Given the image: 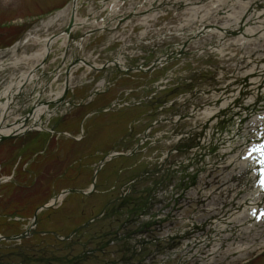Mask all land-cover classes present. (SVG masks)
Segmentation results:
<instances>
[{"label": "rangeland", "instance_id": "obj_1", "mask_svg": "<svg viewBox=\"0 0 264 264\" xmlns=\"http://www.w3.org/2000/svg\"><path fill=\"white\" fill-rule=\"evenodd\" d=\"M113 1L115 0H0V59L11 58L13 49H20L21 52L18 53V56L30 55L43 46V40L48 41L51 37H56L55 41H51L52 46L43 68L35 72L36 77L33 84L26 87L25 91L29 93L35 87L33 92L38 95L40 90L48 86L51 90L46 89L44 94H48L49 91L57 96L59 94L60 99H63V106L61 108L58 106L56 109L52 107L53 105L50 106L51 113L43 118V124L45 128H51L52 131L54 129L57 133L71 132V139L75 138L81 146L85 145L86 149H82L79 144L74 146L72 141H68L69 143L66 144L68 148L65 150L62 142H65L66 138L62 134L60 136L59 133L55 134L52 138L51 150L49 146L48 148L50 152L56 151L58 156L55 154L56 156L52 159H50L51 155L48 156V159L40 157L38 161H35L36 165L34 166L40 165V168H48L52 180L56 174L61 172V169L65 170L67 165L73 164L74 160L78 158L75 155H72V157H76L74 160L72 157L67 158L70 148L73 147L74 150L78 149L80 152L82 150L83 155H90V151H95L96 148L104 151L111 145L110 148L115 150L121 147L123 150L135 147L140 154L123 165H117V169L121 168L122 171L117 173L118 177H115L118 182L116 189L119 184L127 183L138 171L147 165L158 162L159 156L161 157L165 152L174 149L179 143L177 137L181 134V137L187 135L192 131L193 125L194 127L201 125L200 121L192 119V113L194 110L199 113L204 111L208 99L207 93L211 94L212 91L218 92L222 88H227L233 75L242 76L244 74L242 70H246L247 67L245 59L258 55L257 46L254 43L244 49L231 45L222 52L212 51L210 47L217 45V36L206 35L196 38L195 32L201 27L199 21H191L188 26H182L181 29L182 22L189 16L188 6L184 1L189 0H160L162 3L160 17L157 18L156 15L147 24L141 23V19L137 17V19L129 20L118 30L112 26L116 18L119 16L129 17L132 13H136L135 10L145 11L150 3L149 0H123L114 8ZM192 1L194 3L198 0ZM65 4L67 5L63 10L56 11ZM217 11L215 10L208 20L212 24L219 25L215 22L219 17ZM62 12L64 14L58 16ZM74 14L75 23H80L83 20H88V23L75 27L74 34L70 36L68 42L69 38L64 35H67L65 32ZM49 19H54V21L47 25ZM108 20L115 21L106 26L107 31L98 33L84 42L80 40L89 30L98 28L97 23H110ZM57 38L59 39L57 40ZM78 43L83 44L82 49L77 47ZM166 53H173L175 57L172 54L173 56L170 55L166 59L163 57ZM119 56H122L125 67L128 70H133L121 72V67L118 70L116 66H111L97 73L93 69L82 67L74 73L73 78L70 76V84L69 82L66 84V76L69 77V74H60L58 80L53 79L51 86V72L56 66L63 67L64 71L68 69L69 63L83 60L88 66L100 67L116 60ZM158 60L167 63H159L156 65V70L144 72V69ZM36 63L35 60H32L26 67L22 66L17 70L8 69L1 73L0 93L13 74L36 66ZM231 86L234 88L239 84L236 82ZM96 92L98 94L94 97ZM84 98L85 100H83ZM194 100L196 101L195 105ZM238 100L240 102L235 105V112L240 110L243 104L241 101L245 99L239 98ZM112 104H117V106L112 111L104 112L103 109H110ZM14 112L16 110H13L12 113ZM91 112H93V116H87ZM159 119L164 122L154 125L150 129L152 122ZM12 120L13 118L8 123H12ZM228 123L225 126L229 129V126L233 125L232 120L229 119ZM79 134L84 137L82 142L80 139L83 138ZM124 137L125 139L121 140ZM32 138L45 139L41 135H33ZM19 145L20 140H11L0 144V168L4 165L15 168V164H18L22 157L21 165L32 159L29 158V155L7 153L9 149L19 147ZM142 153L144 154L142 155ZM155 153L159 155L156 156ZM86 157L84 162L93 163L94 166L91 165L87 170L91 173L99 156L96 155L93 159ZM142 158L145 159L141 160ZM173 159L174 157L171 158V160ZM55 163H60V168H53L54 171H52L51 167ZM134 163H137V166L132 169L131 165ZM10 166L8 167L10 168ZM106 173L110 174L111 170H107ZM20 174L21 172L18 171V177H21ZM80 177L83 181L85 180L84 174H81ZM86 177L84 189L89 188L91 184L90 178L87 175ZM113 177L110 175L108 181L112 182ZM39 179L42 180V178ZM97 185L98 191H105L111 186L110 183L104 185L100 182ZM98 194L99 192L88 198H79L77 203L75 199L71 198L67 203L64 200L66 204L62 201L56 205L51 214H55V212L62 214V211L65 210L67 215L65 218H68L66 222L62 223L63 234H67L71 228L67 231L65 229L71 226L74 228L75 225H79L86 218L91 217L110 196L107 191L105 194ZM63 203L65 207L63 205L59 210H55ZM75 203L77 210H74ZM57 221L54 219L53 224ZM96 227L97 225L90 226L93 229ZM51 228L59 230L55 225H51ZM51 243H54V240L51 239ZM11 251L15 253L16 249L0 250V256L10 254ZM79 252H81L80 249L75 253L80 254ZM68 254L65 252L64 256L67 257ZM10 256L8 255L9 258H13L10 260H14L15 257ZM256 262L260 263L250 264H264V256Z\"/></svg>", "mask_w": 264, "mask_h": 264}, {"label": "bare ground", "instance_id": "obj_2", "mask_svg": "<svg viewBox=\"0 0 264 264\" xmlns=\"http://www.w3.org/2000/svg\"><path fill=\"white\" fill-rule=\"evenodd\" d=\"M121 1L122 0H115L113 6L119 4ZM190 1L192 0L184 1V3L188 6L189 16L182 22L181 29L182 26H188L191 21H199L201 27L197 30V32H195L196 38L200 36L204 37L206 35L209 37L214 35L217 36V45H211L210 47L212 51L222 52L225 48H228L231 45L239 46L242 49L248 45H253L252 43L257 46L256 49L258 51V55H256V57H247L245 59V64H247L248 68L246 67V70H242L244 72V76L233 75L228 87L222 88L219 90L220 92L212 91L208 97V103L203 109L204 111L201 114H198L197 112L195 113L196 118L203 119V125H206L207 129V131L204 130L206 131V133L204 132L206 135L202 138L200 148H205L208 141L204 140L207 137L215 140L211 142L213 146L215 145V148L219 145V143H221L219 150L215 151L212 160L209 162L215 167L210 168L208 166L209 164H206L205 173H209L216 167L227 171L228 166L232 168V165H235L238 168L247 169L243 171L245 175L242 176L241 179H254L255 174L251 172L256 169V165L251 161L254 155L249 158L251 155L248 156V152L251 150L255 151L251 154L258 152L256 148L259 146V139L264 134V0H198L194 3L193 1ZM148 2L150 3V11L138 14L141 19V23L143 24H147L151 19L159 14L161 11L160 8L162 7L160 0H149ZM251 7L253 8L251 9ZM215 10H218L217 12H219V17L215 20V22L219 25L212 24L208 20L209 16L212 15ZM63 14L64 13L62 12L58 16H62ZM134 17L136 18L135 15ZM54 19H49L47 25L51 24ZM85 22L86 21L83 20L80 21V23H75L73 28L82 26ZM103 28L104 27H101L100 29ZM228 33L231 35L229 36ZM50 44L51 40L50 42L49 40H43V46L38 51L25 56H18L13 49L11 59H0V72L8 69L16 70L21 66L27 65V63L32 60L40 62L45 55L49 54L51 48ZM170 55L166 53L163 57L166 58ZM120 61H122L121 56H119L116 60L118 65ZM111 65L113 64L111 63ZM120 65L119 67H121ZM82 66H85L83 61L78 62L77 64L76 62H73L68 69L69 75L73 78L74 73L78 72ZM87 67L88 69L90 68L89 66ZM33 68L34 67L32 66L28 71ZM96 68L99 69V67H95L93 69ZM33 77L29 76L27 72H21L15 75L13 80H10L6 89H4V92L0 95V100L2 98H6V102H0V121L2 118H6L7 110H10L13 106L12 99H14L15 94L20 92L22 85L30 82ZM241 79H243V81H241ZM236 82L239 86L232 88L231 85ZM58 98H60L59 94L56 97L57 102ZM239 98H244L245 100L241 101L243 104L240 107V110L235 112L234 108H236V104H239ZM58 103L60 104V102ZM50 113L51 112L47 110L46 106H40L38 103L37 108H35L33 112L32 121H35L36 124L40 123L43 116L46 114L50 115ZM226 118L232 120L233 125L231 130L226 133V135L217 133L214 134V137H211V133L215 128V125H217V123H219L222 119ZM243 122L245 125L242 124ZM22 125L23 124H17L8 130L4 126L0 129V136L14 131H22L24 129V126ZM35 127L39 128V124ZM239 172L241 171L239 170ZM235 191H237L236 188L233 192ZM222 194L223 192H220L217 196L221 197ZM228 200L229 196H226L222 200V205H225L222 209L226 207V202ZM254 200L255 199H253L252 202ZM245 209L246 207L242 208V211L241 209H239V211H229L226 213V216L229 217H227L223 223H221V221L219 224L217 223V225L212 224V226H209L212 229L210 230V239L212 241L211 244H213L210 247L205 246V242L208 237H206L207 234L204 236V234L199 233L202 237L188 239L186 242L188 243L186 244L188 248L186 249V246H184L182 250L184 251L186 249L190 250V252L185 253V255L198 257L201 251L205 249L207 251L202 253L210 256L218 253L223 248H227L230 251L240 252L245 254V256H248L252 253V249L255 250L252 248L254 245L257 246V251H259L258 249L260 248H264V234L259 237L257 241H255L256 243L252 242V237L248 236L244 238L243 236L244 234L251 235V232H248L249 229L244 228L247 227V223L244 226L242 222H240L242 221V219H240L242 216L241 212L243 213ZM211 213H213V215L218 214L217 210H212ZM192 233H194V231ZM227 233L231 235L227 237ZM241 236L243 238H241Z\"/></svg>", "mask_w": 264, "mask_h": 264}, {"label": "flooded vegetation", "instance_id": "obj_3", "mask_svg": "<svg viewBox=\"0 0 264 264\" xmlns=\"http://www.w3.org/2000/svg\"><path fill=\"white\" fill-rule=\"evenodd\" d=\"M27 142V140H25ZM29 143V142H28ZM37 148L34 147H17L7 151L9 154H21L23 156L29 155L31 160H27V163L22 164V158L18 164H15V168L10 165H4L0 168V250H14L15 253L0 256V264H66L62 260H52L51 256H54V252L61 251L62 256L66 253H71L77 247L70 244L51 243V237L56 234L61 235L64 232L63 224L67 221L66 212L62 214H51V207L38 212V209L48 203L51 198L56 197L62 190L75 189L83 191L87 180L86 171L87 165L81 163L80 165H67L65 170L61 169V172L56 174L51 179V172L48 168L36 166V162L39 157L36 153ZM6 153V151H5ZM6 153V154H7ZM68 155V154H67ZM54 155L51 154L52 159ZM45 157L44 159H48ZM60 163L53 164V168H60ZM10 166V168L8 167ZM8 168V170H7ZM18 171L21 172L18 177ZM78 171H82L80 174ZM81 174H84L85 180L81 179ZM39 178H42L40 180ZM47 178V180H45ZM82 181V182H81ZM127 184H119L117 191L112 194L111 199L113 202L112 211L108 213L112 222V228L109 235L104 236L102 233L95 234L91 237V233L84 235V242L88 241L89 245L95 244L96 249H100L109 239H112L114 244V258L113 259H89L78 262V264L95 263V264H135V263H146L145 260H138L141 253L146 247L148 242L147 236L139 238L133 237L132 231L133 226H127L123 232L122 237L114 233L117 227L128 218V223L133 224L137 219L146 212L155 199H150L149 189L145 190L141 194L137 192L142 188L141 186L134 187L132 191H127ZM3 188V192H2ZM115 188V187H114ZM86 189V188H85ZM152 196V194H151ZM75 198H84L82 196H74ZM68 198H71L68 197ZM67 198V199H68ZM150 199V200H149ZM149 201V202H148ZM81 202V200H80ZM67 203V202H66ZM65 207V206H64ZM63 207V209H64ZM62 217H61V216ZM63 218V219H62ZM58 220L57 223L53 224V220ZM60 220L63 222L60 223ZM62 224V225H61ZM51 225H55L59 230L51 228ZM67 228L65 229L68 230ZM88 232V231H85ZM116 235V236H115ZM19 236L20 240H5ZM111 236V237H108ZM105 237V238H103ZM5 238V239H2ZM125 240V241H123ZM88 245V246H89ZM70 248V249H68ZM103 254H111V252L104 251ZM15 257L14 260H10ZM59 255V257H62ZM151 263V262H147Z\"/></svg>", "mask_w": 264, "mask_h": 264}, {"label": "trees", "instance_id": "obj_4", "mask_svg": "<svg viewBox=\"0 0 264 264\" xmlns=\"http://www.w3.org/2000/svg\"><path fill=\"white\" fill-rule=\"evenodd\" d=\"M17 31H21L20 29H16Z\"/></svg>", "mask_w": 264, "mask_h": 264}, {"label": "water", "instance_id": "obj_5", "mask_svg": "<svg viewBox=\"0 0 264 264\" xmlns=\"http://www.w3.org/2000/svg\"><path fill=\"white\" fill-rule=\"evenodd\" d=\"M3 139H5V138H3Z\"/></svg>", "mask_w": 264, "mask_h": 264}]
</instances>
